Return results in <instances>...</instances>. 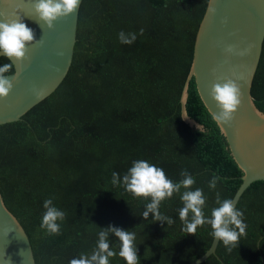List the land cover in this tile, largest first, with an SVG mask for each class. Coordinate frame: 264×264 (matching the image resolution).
<instances>
[{"label": "trees", "instance_id": "trees-1", "mask_svg": "<svg viewBox=\"0 0 264 264\" xmlns=\"http://www.w3.org/2000/svg\"><path fill=\"white\" fill-rule=\"evenodd\" d=\"M208 0H82L71 66L58 88L20 120L0 125V194L7 210L26 232L35 264H69L91 254L100 228L109 225L136 233L139 264H190L213 240L209 225L186 233L179 219L183 207L174 194L160 212L174 223L143 217L150 198H136L112 173L123 177L136 160H147L180 182L182 170L207 198L205 215L221 199H232L243 172L225 138L197 93L188 86L187 115L204 127L198 131L181 119L180 97L189 73L195 36ZM143 29V34H140ZM136 33L131 45L118 33ZM10 63L0 57V66ZM14 72V69L10 73ZM251 96L264 113V40ZM216 173V189L208 182ZM66 213L59 235L40 227L43 203ZM236 208L247 225L236 248L218 242L202 264H264V181L251 184ZM118 253L119 241L109 236ZM110 264H125L117 254Z\"/></svg>", "mask_w": 264, "mask_h": 264}, {"label": "water", "instance_id": "water-1", "mask_svg": "<svg viewBox=\"0 0 264 264\" xmlns=\"http://www.w3.org/2000/svg\"><path fill=\"white\" fill-rule=\"evenodd\" d=\"M34 2L0 0V20L20 17L33 30L35 40H43L42 46H28V59L22 63L16 64L8 59L14 65V72L6 76L16 78L7 99L0 100V125L20 120L26 112L50 96L61 84L72 63L82 0L75 12L55 21L51 29L42 28L37 22L32 7ZM210 7L215 8L214 14L209 13ZM263 40L264 0H208L195 36L192 63L180 97L182 121L203 132L204 127L186 112L190 80L194 79L199 98L211 117L218 111L209 96L212 84L230 78L240 85L242 101L234 119L228 125L215 122L233 160L243 172L242 183L232 198L235 207L251 184L264 181V113L255 106L251 96ZM228 45H233L238 51L251 47L247 54L240 56L226 53L224 49ZM58 52L63 55H58ZM218 242L213 237L209 249L190 264H202L215 254ZM0 264H35L28 236L5 207L1 194Z\"/></svg>", "mask_w": 264, "mask_h": 264}, {"label": "clouds", "instance_id": "clouds-1", "mask_svg": "<svg viewBox=\"0 0 264 264\" xmlns=\"http://www.w3.org/2000/svg\"><path fill=\"white\" fill-rule=\"evenodd\" d=\"M80 0H35L33 11L37 22L41 27L51 29L58 19L67 17L77 10ZM209 13L214 14L215 8H209ZM140 29V34H143ZM120 43L131 45L137 39L136 33H118ZM43 45V40H35V34L31 28L21 21L20 17L0 20V55L20 64L28 59L29 45ZM249 48L237 50L233 45H228L224 51L229 54L243 56L250 50ZM58 55H63L58 52ZM13 63H4L0 66V100H5L13 88V80L5 74L13 70ZM18 75V73H17ZM37 95L39 93L37 92ZM209 96L215 102L218 111L213 113L212 119L221 125H228L234 119L238 108L241 105L242 93L240 85L233 79L224 78L211 86ZM180 175L183 179L175 183L169 179L164 170L151 164L147 160H136L121 178L118 172L112 173L111 183L122 185L126 191L136 198H150L143 217L147 219L149 213L152 214L153 221L166 222L167 225L174 223L171 217L160 212V205L165 199L171 198L176 193H181L180 199L183 207L179 210V219L182 221L183 230L188 234H195L198 227L209 225L211 235L222 242L228 252L236 248L242 236L246 235L247 225L244 222V213L238 210L232 199H221L219 192H216L215 203L217 207L211 209L210 216H206L204 209L207 198L200 188L191 190L195 184V178L187 171L182 170ZM221 179L216 173L212 174L208 182L210 190L216 189L218 181ZM43 207L46 210L41 219L40 227L49 235H59L61 224L66 213L53 205V199L44 201ZM96 247L91 254H80L78 258H73L69 264H110V258L117 254L125 261V264H139V257L136 248V233L134 231L122 230L109 225L100 228ZM114 235L119 241L118 253L111 247L109 236Z\"/></svg>", "mask_w": 264, "mask_h": 264}]
</instances>
